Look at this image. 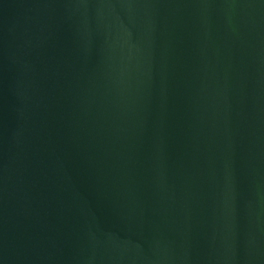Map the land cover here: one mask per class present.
I'll use <instances>...</instances> for the list:
<instances>
[{"label": "water", "instance_id": "1", "mask_svg": "<svg viewBox=\"0 0 264 264\" xmlns=\"http://www.w3.org/2000/svg\"><path fill=\"white\" fill-rule=\"evenodd\" d=\"M0 264H264V0H0Z\"/></svg>", "mask_w": 264, "mask_h": 264}]
</instances>
